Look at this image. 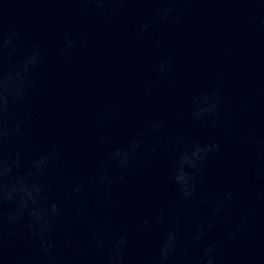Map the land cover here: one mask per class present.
<instances>
[{"label":"water","instance_id":"obj_1","mask_svg":"<svg viewBox=\"0 0 264 264\" xmlns=\"http://www.w3.org/2000/svg\"><path fill=\"white\" fill-rule=\"evenodd\" d=\"M0 264H264V0H0Z\"/></svg>","mask_w":264,"mask_h":264}]
</instances>
